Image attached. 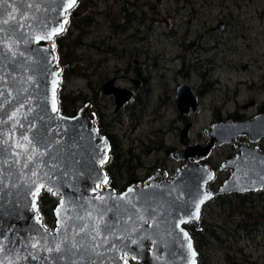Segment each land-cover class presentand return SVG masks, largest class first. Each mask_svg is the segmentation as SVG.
I'll list each match as a JSON object with an SVG mask.
<instances>
[{"label":"water","instance_id":"water-1","mask_svg":"<svg viewBox=\"0 0 264 264\" xmlns=\"http://www.w3.org/2000/svg\"><path fill=\"white\" fill-rule=\"evenodd\" d=\"M70 2L0 0V264H126L125 257L139 264H196L184 226L197 225L215 195L264 190V153L236 144L242 136L250 143L264 138V114L212 125L204 132L206 146L176 155L187 164L171 181L150 178L117 194L105 187L101 166L109 145L92 115L58 112L52 43L76 4ZM113 82L103 93L115 97L118 111L131 97ZM176 95L180 115L196 112L188 86ZM216 144L239 149L222 165L230 175L217 191L206 189L213 172L202 164ZM43 191L59 200L53 230L38 209Z\"/></svg>","mask_w":264,"mask_h":264},{"label":"rangeland","instance_id":"rangeland-1","mask_svg":"<svg viewBox=\"0 0 264 264\" xmlns=\"http://www.w3.org/2000/svg\"><path fill=\"white\" fill-rule=\"evenodd\" d=\"M54 45L67 113L84 105L82 91L103 125L117 119L120 133L110 132L121 154L106 165L117 192L128 177L143 181L156 168L172 179L182 164L165 149L186 150L180 135L187 125V146L204 147L212 125L264 114V0H79ZM135 79L142 85L135 87ZM110 80L131 89L145 108L116 115L113 96L103 93ZM180 86L199 98L188 117L176 108ZM237 154L231 144L214 149L211 187L228 179L219 167ZM197 225L205 230L185 226L197 264H264V190L208 202Z\"/></svg>","mask_w":264,"mask_h":264},{"label":"flooded vegetation","instance_id":"flooded-vegetation-1","mask_svg":"<svg viewBox=\"0 0 264 264\" xmlns=\"http://www.w3.org/2000/svg\"><path fill=\"white\" fill-rule=\"evenodd\" d=\"M71 13H72V12H71ZM71 13H69L68 16L71 15ZM75 14H76V13H73L72 15L74 16ZM113 81H114V80H113ZM142 83H143V81H141V80H139V79H135V80H133V84H134L135 87H139V86H141ZM112 87H113V88H116V87L114 86V82H113ZM116 89H118V88H116ZM124 91H126L127 94H128V96L131 97V98H130V100H129L128 102L124 103L118 111H116V104H115L114 110H115V114H116V115H119V117H120L121 114H122V111H123V110H127V109H128V110L131 112V114H132V113H134L137 109L139 110V109L142 108V110H143V109L145 108V105H144V104H143V106H142V104H140V102L136 101V94H135L131 89H127V90L124 89ZM191 91H192V90H191ZM129 94H130V95H129ZM194 95H195L196 100H197V109H198L199 98H197L196 94H194ZM111 96H113V95H111ZM176 97H177V95H176ZM79 98H80V102H84V105L81 106V108L79 109L78 112H80L81 110H84V111H86L88 114L92 115V117H93V123H94V125L96 126V128L98 129L99 134L102 135V136L107 140V142H108V145H109V151H108V160H107V162H106V165H108L109 162L117 160V159L119 158L120 154H121V153L117 152V151H118V150H117L118 143H117V144L115 143V142H116L115 138L117 137V135H116V137H113V135H112L111 132H110V131L113 132V128L116 126V121H117V119H111L112 123H110V125H103V122H104V121H103L102 114L100 113V109H99V107H98V106H94V104L91 102L90 99H88V101H86V99L83 97V92H82V91L80 92V97H79ZM113 98H114V103H116V101H115V97H114V96H113ZM85 101H86V102H85ZM139 104H140V107L137 108L136 106L139 105ZM175 104H176V103H175ZM142 110H141V111H142ZM78 112H75L74 115H71V116H69V117H73V116H75ZM190 113H195V112L190 111L189 113H187V114H183V115H180V116L188 117V115H189ZM119 120H120V119H119ZM240 121H241V120H240ZM129 122H130V123L134 122V120L132 119V117L129 119ZM108 127H109V128H108ZM115 128H116V127H115ZM186 128H187V135H186L185 137H182V136L180 135V144L183 146V149H182V150H184L185 148L187 149V148L190 147V146H187V144H188V142H189V139H188V131H189L190 125H187V127H185L184 129H186ZM184 129H183V130H184ZM115 130H116V134H118V132L120 133V130H119V129L116 128ZM183 130L181 131V134H182ZM118 136H119V135H118ZM183 139H185V141H182ZM246 139H247V140H246ZM263 142H264V138H262L259 142H256V143H250V141L248 140V138H247L246 136H242V137H239V138L237 139L236 144H238V145H246V146H250V147H252V148H257V149H259L262 153H264V152H263V150H264V149H263V145L261 146V144H262ZM234 146L236 147V145H234ZM217 147L220 148V147H223V146H216L214 149H218ZM168 150H169V151H172L173 154H172V153H171V154H172V156L174 157L175 162H176V163H181V164H182L180 168H177V169L175 170V175H176V173L178 172V170H181V169L184 167V165L187 164V161H186V160H177V158H176L177 156H176V155H177L178 153H180L181 151H178L176 146H174V147H172V148L168 147L167 149H165V151H168ZM213 151H214V150H213ZM210 158H211V155H210L207 159H205L204 162H206V163H205L204 165H206V166H207V167L213 172V179L207 184V188H206V189L217 191V190L219 189V187H220L225 181H224L219 187L213 188V187L210 186L211 183L215 180V177H216V171H215V169L207 165V163H210V162L208 161ZM229 160H230V159H229ZM207 161H208V162H207ZM188 162L191 163V162H193V160L190 159ZM204 162H203V163H204ZM226 162H227V161H226ZM223 164H225V162L222 163V164L220 165V167H219L220 171H224V170H225V169H221V167H222ZM103 165H104V164H102L101 169L104 171L106 177L108 178V182L106 183L105 187H107V188H111V189L114 190V192H116L117 194H121V193L125 192V191H126L128 188H130L131 186L138 187V186L145 185V184L147 183L148 179H150V178H151V179L154 178V180H156V181H158V182H159L161 179H163V180L166 181V182H169L170 180L173 179V178H172V179H169V180H168V177H169L168 173H167L166 171H163L162 168H156L155 171L149 173V174H148V177H147L145 180H143V181L140 180V179H137V178L128 177L129 179L127 180V184H126V186H125L120 192H117V190L114 189V188H115V183H116V182H114V177H113V175L111 174V172H109V170H108V171H105V169L103 168ZM225 171H229V172H230V170H225ZM175 175H174V176H175ZM43 192H44V193H47V192H45V191H43ZM47 194L53 196V194H50V193H47ZM241 194H243V193H241ZM234 195H237V196H238V195H240V194L232 193V194L222 195V196L215 195L214 198L211 199L210 201L213 202L215 199L229 198V197L234 196ZM210 201H208V202H210ZM58 202H59V200H58ZM208 202H207V203H208ZM202 209H203V208H202ZM201 211H202V210H201ZM184 228H185V226H184ZM185 229H186V228H185ZM191 229H192L194 232H197V233L202 232V231L205 230V228L200 227V225L194 226V227H192ZM124 259L126 260V264L137 263V262H132L128 257H125ZM137 264H139V263H137ZM196 264H197V258H196Z\"/></svg>","mask_w":264,"mask_h":264},{"label":"trees","instance_id":"trees-1","mask_svg":"<svg viewBox=\"0 0 264 264\" xmlns=\"http://www.w3.org/2000/svg\"><path fill=\"white\" fill-rule=\"evenodd\" d=\"M61 100H63V97L61 96V90H59L58 92L59 111L66 116H71L67 113V109L64 106V104L61 102ZM103 168L105 169V171H108L106 170V164L103 165ZM57 203H58L57 198L53 197L52 195H49L44 192L40 193L38 198L39 211L41 213L42 221L44 225L49 229H53L55 226L53 211Z\"/></svg>","mask_w":264,"mask_h":264},{"label":"snow or ice","instance_id":"snow-or-ice-1","mask_svg":"<svg viewBox=\"0 0 264 264\" xmlns=\"http://www.w3.org/2000/svg\"><path fill=\"white\" fill-rule=\"evenodd\" d=\"M75 3H76V0H71L69 6H72V5H74ZM49 191H51V189H49ZM185 235H186V234H185ZM189 247H190V245H189ZM193 256H195V252H193ZM193 264H195V262H193Z\"/></svg>","mask_w":264,"mask_h":264}]
</instances>
